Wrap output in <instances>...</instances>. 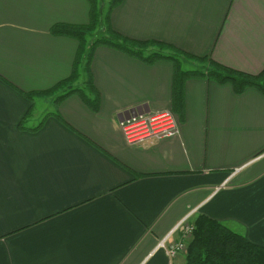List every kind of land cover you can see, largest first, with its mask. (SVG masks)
<instances>
[{
	"label": "crops",
	"instance_id": "crops-1",
	"mask_svg": "<svg viewBox=\"0 0 264 264\" xmlns=\"http://www.w3.org/2000/svg\"><path fill=\"white\" fill-rule=\"evenodd\" d=\"M89 18L88 0H0V264H185L158 244L177 241L189 213L264 247L256 88L191 78L179 109L170 61L98 46V111L69 95L35 118L37 100H51L35 92L68 77L77 50L52 28ZM109 24L236 71L264 70V0H121ZM132 109L173 110L178 134L129 145L118 121Z\"/></svg>",
	"mask_w": 264,
	"mask_h": 264
},
{
	"label": "trees",
	"instance_id": "trees-1",
	"mask_svg": "<svg viewBox=\"0 0 264 264\" xmlns=\"http://www.w3.org/2000/svg\"><path fill=\"white\" fill-rule=\"evenodd\" d=\"M90 18L81 25L58 24L52 28L53 33L73 37L77 42L76 55L71 74L57 82L52 88L35 92L41 97H54L57 106L69 95H77L92 111L99 109V94L93 82L91 62L95 49L106 46L124 52L145 64L157 60H167L173 64V101L179 109L182 106L184 83L191 78H205L217 83H229L236 93L247 87L256 88L264 95V70L257 75L233 70L209 56H197L187 53L174 45L159 40H136L115 31L109 24L113 8L121 0H88ZM100 30L103 34L87 44L86 37ZM187 59L196 64L192 69H184L182 60ZM197 65H201L197 67ZM196 67V68H195ZM83 78L81 85L79 80ZM28 94V97H30ZM173 111V110H172ZM174 113V112H173ZM56 114V113H55ZM175 114V113H174ZM60 117L59 115H57ZM193 224L192 237L187 241L185 264H264V247L249 241L243 234L236 232L221 222L204 214H199Z\"/></svg>",
	"mask_w": 264,
	"mask_h": 264
},
{
	"label": "built area",
	"instance_id": "built-area-1",
	"mask_svg": "<svg viewBox=\"0 0 264 264\" xmlns=\"http://www.w3.org/2000/svg\"><path fill=\"white\" fill-rule=\"evenodd\" d=\"M119 126L129 145H140L147 141L175 136L179 132L177 118L171 110H157L137 113L119 120ZM190 213L178 224L175 230L180 231L177 241L167 242L164 238L158 246L164 248L169 258L185 252L187 241L192 237L193 224L189 221ZM172 231V232H173Z\"/></svg>",
	"mask_w": 264,
	"mask_h": 264
},
{
	"label": "rangeland",
	"instance_id": "rangeland-1",
	"mask_svg": "<svg viewBox=\"0 0 264 264\" xmlns=\"http://www.w3.org/2000/svg\"><path fill=\"white\" fill-rule=\"evenodd\" d=\"M102 3L105 2V5H103V8L106 9L107 7V3L106 1L107 0H101ZM104 24H102V28L101 29H98L97 31H95L92 35L90 34L88 37H86V41H87V44L90 43V41L93 40V36L94 34H96L97 36H100L101 34H103L100 30H104ZM182 63H183V68L188 70V69H192L193 66L196 64L195 62L193 61H190V60H187V59H183L182 60ZM201 66V65H200ZM199 65H197V67H200ZM196 68V67H195ZM83 81V78H81L78 82L79 85H81ZM56 95H52V96H49L51 100H48L47 98H43V99H38L37 100V103H36V107H35V118H39L42 119L47 113H53L55 112V105H54V97ZM54 107H53V106ZM137 112V111H136ZM134 115V114H133ZM137 114H135L134 116H136ZM179 114H175L177 120L179 121ZM119 122V121H118Z\"/></svg>",
	"mask_w": 264,
	"mask_h": 264
},
{
	"label": "water",
	"instance_id": "water-1",
	"mask_svg": "<svg viewBox=\"0 0 264 264\" xmlns=\"http://www.w3.org/2000/svg\"><path fill=\"white\" fill-rule=\"evenodd\" d=\"M128 113H129V114H132V115H133V114H134V115H135V114H137V112H136V110H135V109L129 110V112H128Z\"/></svg>",
	"mask_w": 264,
	"mask_h": 264
}]
</instances>
